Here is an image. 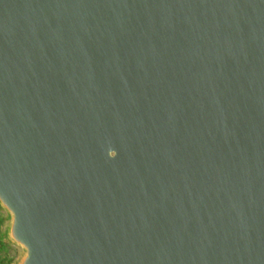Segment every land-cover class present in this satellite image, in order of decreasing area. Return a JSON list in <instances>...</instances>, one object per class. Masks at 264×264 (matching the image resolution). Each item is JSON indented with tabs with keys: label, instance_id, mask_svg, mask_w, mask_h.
<instances>
[{
	"label": "water",
	"instance_id": "95a60500",
	"mask_svg": "<svg viewBox=\"0 0 264 264\" xmlns=\"http://www.w3.org/2000/svg\"><path fill=\"white\" fill-rule=\"evenodd\" d=\"M0 206L17 264H264V0H0Z\"/></svg>",
	"mask_w": 264,
	"mask_h": 264
},
{
	"label": "rangeland",
	"instance_id": "374dc122",
	"mask_svg": "<svg viewBox=\"0 0 264 264\" xmlns=\"http://www.w3.org/2000/svg\"><path fill=\"white\" fill-rule=\"evenodd\" d=\"M10 216L0 206V264H17L23 254L20 246L8 236Z\"/></svg>",
	"mask_w": 264,
	"mask_h": 264
}]
</instances>
